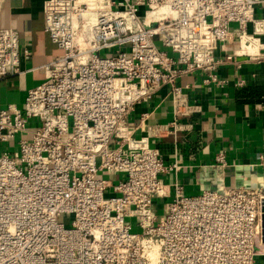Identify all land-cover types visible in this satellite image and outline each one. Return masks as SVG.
I'll use <instances>...</instances> for the list:
<instances>
[{
    "label": "built area",
    "instance_id": "1",
    "mask_svg": "<svg viewBox=\"0 0 264 264\" xmlns=\"http://www.w3.org/2000/svg\"><path fill=\"white\" fill-rule=\"evenodd\" d=\"M259 5L46 0L44 30L61 53L43 65L44 80L22 107L0 111V264H256L264 189L189 197L174 184L170 196L162 177L179 166L151 138L190 126L132 116L164 88L182 115L189 106L180 79L201 72L204 84L223 88L222 65L262 59ZM20 64L19 34L0 28V81ZM214 167H226L224 153ZM168 198L159 212L157 201Z\"/></svg>",
    "mask_w": 264,
    "mask_h": 264
},
{
    "label": "crops",
    "instance_id": "2",
    "mask_svg": "<svg viewBox=\"0 0 264 264\" xmlns=\"http://www.w3.org/2000/svg\"><path fill=\"white\" fill-rule=\"evenodd\" d=\"M45 1L3 0L0 28L19 34L21 64L19 74L0 81V111L11 104L22 107L28 91L44 80L43 65L61 53L44 30ZM255 18L264 20L263 6L256 7ZM249 32H253L252 26ZM261 42L262 59L240 56L220 67L219 78L228 81L223 88L204 84L205 74L201 72L180 79L189 106L182 115L175 114L167 88L150 103L137 107L132 116L135 124L148 114V126L175 120L190 126L186 131L151 138V145L160 148L166 162L179 166L162 177L170 196L174 195V184L189 197L239 187L264 189V166L259 165L264 155V36ZM25 51L30 56H25ZM216 56L221 57V52ZM239 80L244 81L243 87L236 86ZM220 153L226 156L222 170L214 167ZM167 201L169 198L157 201L156 209L161 212ZM256 264H264V244L260 245Z\"/></svg>",
    "mask_w": 264,
    "mask_h": 264
},
{
    "label": "rangeland",
    "instance_id": "3",
    "mask_svg": "<svg viewBox=\"0 0 264 264\" xmlns=\"http://www.w3.org/2000/svg\"><path fill=\"white\" fill-rule=\"evenodd\" d=\"M116 52V51H115ZM111 54H112V51H107V52H104L103 53V56H106V57H111ZM3 148H4V145L3 144H0V156L2 155V153L4 152L3 151ZM16 150V149H15ZM14 150V151H15ZM18 150V149H17ZM10 152H13V150H11ZM98 178H103V179H106V180H114L113 177L107 175V174H100ZM113 196V193L112 191L108 192L106 194V197H112ZM134 232H140L138 228H135L134 229Z\"/></svg>",
    "mask_w": 264,
    "mask_h": 264
},
{
    "label": "water",
    "instance_id": "4",
    "mask_svg": "<svg viewBox=\"0 0 264 264\" xmlns=\"http://www.w3.org/2000/svg\"><path fill=\"white\" fill-rule=\"evenodd\" d=\"M262 221H263V238H262V242H263V244H264V216H263V218H262Z\"/></svg>",
    "mask_w": 264,
    "mask_h": 264
}]
</instances>
